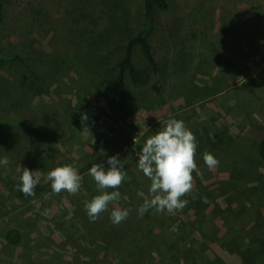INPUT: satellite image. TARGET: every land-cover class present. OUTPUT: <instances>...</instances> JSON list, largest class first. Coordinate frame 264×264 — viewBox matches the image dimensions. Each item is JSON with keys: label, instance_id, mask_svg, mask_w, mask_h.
Masks as SVG:
<instances>
[{"label": "rangeland", "instance_id": "1", "mask_svg": "<svg viewBox=\"0 0 264 264\" xmlns=\"http://www.w3.org/2000/svg\"><path fill=\"white\" fill-rule=\"evenodd\" d=\"M12 5L0 23V50L8 58L0 62V158L10 161L0 165V264H183L186 251L242 264V253L229 254L210 237L221 239L231 222L220 210H232L236 195L218 190L232 169L264 171L255 161L264 135V0H169L146 34L158 68L151 84L160 93L125 83V107L117 105L116 64L142 27V0ZM132 59L144 66L138 48ZM169 119L182 120L196 136L194 188L182 198L183 210L150 208L141 218L151 181L133 157ZM205 152L218 159L215 170L205 165ZM117 154L126 179L115 189L121 193L115 206L129 216L113 225L109 205L90 221L85 202L101 193L88 169L108 168ZM20 164L39 171L42 193L17 190ZM64 165L84 177L75 195L54 194L47 180ZM214 207L219 216H211ZM254 208L242 216L245 229L264 220V199ZM9 229L19 233L15 246L4 240Z\"/></svg>", "mask_w": 264, "mask_h": 264}, {"label": "clouds", "instance_id": "2", "mask_svg": "<svg viewBox=\"0 0 264 264\" xmlns=\"http://www.w3.org/2000/svg\"><path fill=\"white\" fill-rule=\"evenodd\" d=\"M87 119L86 115H82V122ZM197 146L196 136L182 120L177 119L165 121L163 129L146 140L138 158V169L151 181V198L145 199L138 209L141 218L150 208L174 214L187 206L188 200L182 198L194 188L193 173L198 172L195 160ZM203 160L209 170H215L219 165L218 159L208 152L204 153ZM9 163L6 156L0 158V165L7 166ZM107 164L109 167L105 168L103 163H93L88 169L87 174L101 194L85 202V209L90 221L94 222L108 211L109 205H113L110 219L113 225H119L129 216V210L115 206L121 199L120 191L115 189L124 183L126 172L118 154L109 157ZM16 172L20 174L17 190L27 197H34L35 188L40 182L39 171H30L20 164ZM83 179L78 170L70 165L56 167L47 174L54 194H77ZM109 189L113 191L109 192ZM204 202L207 203L206 198ZM33 203L36 201L33 200Z\"/></svg>", "mask_w": 264, "mask_h": 264}, {"label": "trees", "instance_id": "3", "mask_svg": "<svg viewBox=\"0 0 264 264\" xmlns=\"http://www.w3.org/2000/svg\"><path fill=\"white\" fill-rule=\"evenodd\" d=\"M12 3L13 0H0V23L3 19L4 13L9 8L13 7ZM168 4L169 0H142V27L133 38L126 42L124 53L116 64L117 73L115 80L120 86L117 93L118 107H125L127 104L124 90L125 83L129 84V86L134 89L149 87L152 92L156 94L160 93L159 88L151 84L152 76L157 74L158 68L151 51V46L146 39V34L151 31L156 13L166 11ZM134 48H138L144 66L136 67L133 65L132 52ZM7 59L8 58L4 52L0 50V62H6ZM138 151L141 152L139 148ZM255 154V161L262 164V168L264 169V135L256 144ZM133 161L138 162V159L133 157ZM221 190L223 193L232 192L233 195H236L237 201L232 210L229 208V205L226 206V209L223 208L220 210L221 216H223L222 213H227L223 218H225V221L231 219V222L229 221V226H232L231 229H229V226L227 227L226 233L221 239L215 235L210 238L218 241L217 244L229 254H234L236 252L242 253L244 255L242 264H249L248 262H253L256 259L264 261V220L253 219V225L250 228L245 229V220L242 219V216L247 214L246 209H252L255 207V211H257V201L264 199V171L259 172V170L255 169L250 171L235 170L233 168L218 191ZM42 192L43 189L37 185L35 188V194ZM218 196L220 197V195ZM199 201L200 199L198 198V201L195 202L198 206H200ZM219 208L220 207H218V209ZM218 209L217 207H214L211 211V216H219ZM199 211H201V206ZM223 218L220 217V219ZM235 223L237 224L236 227H234ZM213 228L214 225H211V229ZM249 230L253 231L254 237H249L246 234ZM202 238L203 244L201 247H206L204 241L208 238L205 236H202ZM19 239V233L15 229H9L4 236V240L13 246L18 244ZM192 242L195 243L193 238ZM248 243L249 250L245 247V245L248 246ZM188 246L191 248L190 245ZM195 250L198 251L199 249L196 247ZM186 253L180 257L183 264H222L220 259L215 255H213L212 259H208L206 256L204 257V253L203 258H194L192 253L187 251Z\"/></svg>", "mask_w": 264, "mask_h": 264}]
</instances>
